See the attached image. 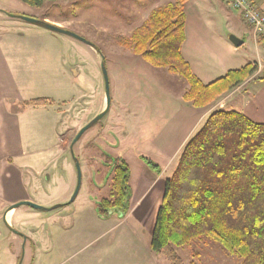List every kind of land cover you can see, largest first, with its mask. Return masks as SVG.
<instances>
[{"label":"rangeland","instance_id":"obj_1","mask_svg":"<svg viewBox=\"0 0 264 264\" xmlns=\"http://www.w3.org/2000/svg\"><path fill=\"white\" fill-rule=\"evenodd\" d=\"M146 2L46 0L40 7H31L21 0H0V74H6L4 70L10 73L8 79L19 95V100L7 99L6 108L19 116L28 153L33 156L27 157L23 172L30 179L36 168H45L43 187L29 186V195L37 203L28 202L47 209L65 198L70 201L77 183L73 157L81 173L71 203L49 210L21 206L26 212L19 210L16 215H22L25 230L38 243V264H171L149 248L159 205L143 207L148 191L138 187L144 169L152 171L145 160L156 163L163 172L170 167L167 157L178 149L177 142L173 147L156 142L171 122L180 118L177 110L185 102L181 96L186 82L165 69L151 67L116 43V38L135 29V5ZM184 7L191 28L204 24L207 30L226 34L228 21L222 18V11L220 17L211 19L200 17L204 11L207 15L216 13L213 8L204 9L200 0H186ZM43 17L60 22L67 34L27 20L44 21ZM237 22L235 27L247 29ZM235 33L227 34L228 38L239 39ZM245 38L246 43L235 48L236 56L248 63L264 61V56L255 52L251 35ZM102 57L109 110L70 149L79 130L105 108ZM37 98L48 102L39 107L26 104ZM101 137L112 141L108 148L113 147L114 156L122 158L129 168L131 194L124 218L116 213L104 219L95 213L97 202L108 194ZM103 152L111 153L107 149ZM151 197L149 194L148 199ZM13 222L18 224L17 217ZM175 251L182 264H240L237 256L207 239Z\"/></svg>","mask_w":264,"mask_h":264},{"label":"trees","instance_id":"obj_2","mask_svg":"<svg viewBox=\"0 0 264 264\" xmlns=\"http://www.w3.org/2000/svg\"><path fill=\"white\" fill-rule=\"evenodd\" d=\"M21 1L40 7L46 0ZM185 2L173 0L153 9L140 26L116 38V43L151 67L182 78L187 85L182 99L203 108L252 77L258 66L249 62L203 83L181 55ZM258 41L264 47V39ZM47 102L37 98L26 104L39 107ZM145 163L160 174L156 163ZM128 178L127 165L115 161L108 194L96 204L99 217L108 218L112 210L121 215L127 212ZM202 239L219 244L237 256L240 264H264V124L241 112H212L184 145L172 173L164 179L150 250L171 264H182L175 249L190 248Z\"/></svg>","mask_w":264,"mask_h":264},{"label":"crops","instance_id":"obj_3","mask_svg":"<svg viewBox=\"0 0 264 264\" xmlns=\"http://www.w3.org/2000/svg\"><path fill=\"white\" fill-rule=\"evenodd\" d=\"M171 1L173 0H147L145 5H135V20L138 21L135 23V28L148 18L153 9L164 6ZM200 1L204 9L208 8L210 10L213 8V11H216L215 14L211 15L204 14V11L199 13L200 17L208 16L212 19V16L215 15L214 17L218 18L222 11L224 14L222 18H226L228 21L225 29L226 34L215 30H207L204 24L201 27L191 28L188 12L184 7L185 27L181 55L189 64L191 71L203 83H210L222 76L227 70L238 69L248 63L236 56V47L232 45L227 35L235 33L233 31H236L238 34L235 33V35L243 41L242 46L246 43L245 35H251L255 52L259 54V57L264 56L263 42L258 41L250 27L242 22L239 13L232 10L224 0ZM251 1L264 13V0ZM42 19L46 23L61 28L58 21L50 20L47 17ZM237 20L241 21L247 29L241 26L239 28L235 27ZM254 62L257 63L258 69L252 77L210 105L203 108H195L187 102H182L183 104L179 105L177 116L180 118L174 124H172V121L171 127L156 142L158 146L167 147H173L177 142L178 149L167 157L168 162L166 164H170L168 171L166 170L167 172L161 170V173L156 175L153 171L144 169L145 175L141 178L140 187H138V189L144 188L146 192L148 191L143 201V207L150 209L151 206L160 204L161 198L159 199V195L162 197L164 179L172 173L184 145L202 127L212 112L216 110L237 111L243 113L253 122L264 124V61H261V63ZM3 73L6 74H0V264H17L19 261V264H23L26 260H29L30 255L33 257L31 258L32 261L30 259L26 264H38V243L35 237L25 230V225L21 221L22 217H20L22 215L16 216L19 210L20 212H26L21 207L24 205L11 210L8 209L12 205L23 201L37 203L29 195V186L43 187L45 168L43 166H40L41 170L36 168L37 171L33 172L30 179H27L23 172V169L27 167L25 161L32 154L28 153L19 116L12 114L11 110L8 111L6 108L7 99L15 98L19 100V95L14 90L15 88L13 89L12 80L8 79L10 73L7 70H4ZM185 86L187 87V85ZM164 176L166 177L164 178ZM50 178L51 176L48 179L50 180ZM149 194L153 195L154 198L148 199ZM66 199L56 203H66ZM15 217H17L18 224L13 222ZM7 225L15 229L17 233L11 232Z\"/></svg>","mask_w":264,"mask_h":264},{"label":"water","instance_id":"obj_4","mask_svg":"<svg viewBox=\"0 0 264 264\" xmlns=\"http://www.w3.org/2000/svg\"><path fill=\"white\" fill-rule=\"evenodd\" d=\"M27 19V18H25ZM27 20H30L31 22H34L35 24L39 25V26H42L46 29H49L51 31H54V32H58V33H62V34H67V32L64 30V29H61L59 27H56L54 25H51V24H48L44 21H39V20H35V19H27ZM69 34V33H68ZM229 40L230 42L232 43V45L234 47H239L243 41L240 40V39H237L233 36H229ZM92 46L93 48H95L93 45H90ZM97 52H99L98 50H96ZM100 67H101V71H102V75H103V78H104V82H105V97H106V105H105V108L99 113L97 114L94 119L91 120V122L84 126L83 128H81L79 130V132L76 134L75 138L73 139V143L76 142L80 136L89 128V126L93 125V124H96L97 122H99L108 112L109 110V102H110V98H109V88H108V81H107V75H106V71H105V66H104V59L102 57V60H101V63H100ZM74 159V162H75V167H76V172H77V184H76V188L71 196V199L70 201H72L74 199V197L76 196L77 192H78V189H79V186H80V179H81V173H80V169H79V166L77 164V160L76 158H73ZM21 205H24V206H27V207H30L32 209H35V210H49V209H52V208H55L56 206H59V205H56V206H52L50 208H43L41 206H38L36 204H33L31 202H28V201H23V202H19V203H16L14 205H12L11 207H9L8 210H11L13 208H16L18 206H21ZM7 228L11 231V232H16L12 227L8 226L7 225Z\"/></svg>","mask_w":264,"mask_h":264},{"label":"built area","instance_id":"obj_5","mask_svg":"<svg viewBox=\"0 0 264 264\" xmlns=\"http://www.w3.org/2000/svg\"><path fill=\"white\" fill-rule=\"evenodd\" d=\"M230 8L239 13L241 20L250 27L256 38L264 39V13L251 0H225Z\"/></svg>","mask_w":264,"mask_h":264},{"label":"flooded vegetation","instance_id":"obj_6","mask_svg":"<svg viewBox=\"0 0 264 264\" xmlns=\"http://www.w3.org/2000/svg\"><path fill=\"white\" fill-rule=\"evenodd\" d=\"M87 131V130H86ZM107 131V130H106ZM106 135V134H105ZM76 136V135H75ZM104 136V135H103ZM81 137V136H80ZM107 137V136H106ZM75 138V137H74ZM102 138V141L105 143L104 145H103V149H102V151H101V156H103V158L105 159L104 160V167H105V177H104V182H106V185L108 186L109 185V179H110V175H111V173H112V170L114 169V164H115V161H121V162H124L125 163V161L122 159V158H120V157H117V156H114L115 154H113V152H111V150H112V148L113 147H111L110 146V148H108L109 146H108V144H110V143H112V141H110L109 140V138H107L108 139V142L106 141V139H105V137H101ZM79 140V139H78ZM77 140V141H78ZM76 141V142H77ZM76 142H74L73 143V141H72V144H71V146H70V149H72V147L74 146V144L76 143ZM102 142V143H103ZM104 149H107V151H110L111 153L110 154H108V153H106V152H103L104 151ZM73 157V156H72ZM73 158H75V157H73ZM77 160V159H76ZM73 161H74V159H73ZM77 164H78V161H77ZM126 164V163H125ZM127 165V164H126ZM74 166H76L75 165V162H74ZM78 166H79V164H78ZM127 167H128V165H127ZM75 169H76V167H75ZM80 169V168H79ZM129 169V168H128ZM150 169V168H149ZM151 170V169H150ZM153 171V170H152ZM154 172V171H153ZM155 173V172H154ZM129 179V178H128ZM76 182H77V172H76ZM103 182V181H102ZM77 184V183H76ZM99 187V184L97 185V188ZM76 188V187H75ZM75 190V189H74ZM74 192V191H73ZM130 194H131V191H130ZM130 198V197H129ZM73 201V200H72ZM72 201H68V202H66V203H63V204H55L54 206H56V205H59V206H56V207H62L63 205H65V204H69V203H71ZM55 207V208H56ZM116 211V210H115ZM114 210H112V212L110 213V216L111 215H113V214H116L117 212H115ZM95 213H96V206H95ZM127 213H129V206H128V210H127V212L125 213V214H123V215H121L120 213H118V214H120L121 215V217L122 218H124L126 215H127ZM97 214V213H96ZM109 216V217H110ZM108 217V218H109ZM15 233H17V232H15Z\"/></svg>","mask_w":264,"mask_h":264}]
</instances>
